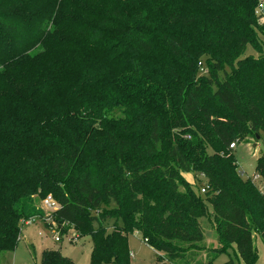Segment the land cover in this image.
Here are the masks:
<instances>
[{"label":"trees","instance_id":"obj_1","mask_svg":"<svg viewBox=\"0 0 264 264\" xmlns=\"http://www.w3.org/2000/svg\"><path fill=\"white\" fill-rule=\"evenodd\" d=\"M36 1L0 0V54L11 60L42 47L66 3ZM258 2L88 0L76 7L73 36L45 47L40 56L49 66L0 116V253L16 247L21 218L43 214L33 196L52 193L58 226L90 236L89 264H130L127 236L135 231L160 252L157 264H199L202 218L217 241L202 264L227 251L256 264L264 196L226 153L245 135L264 148ZM247 46L257 55H244ZM255 171L264 177V151ZM184 172L205 178L203 195ZM40 264L74 263L45 250Z\"/></svg>","mask_w":264,"mask_h":264},{"label":"rangeland","instance_id":"obj_2","mask_svg":"<svg viewBox=\"0 0 264 264\" xmlns=\"http://www.w3.org/2000/svg\"><path fill=\"white\" fill-rule=\"evenodd\" d=\"M51 1L52 0H38L36 3L41 6L45 3H50ZM72 1H76L77 4H74ZM72 1L66 0V3L62 4L56 25L51 29L52 34L48 39L45 38L42 47L40 46L35 49V46L32 48L34 50L31 51L30 55L21 60H18L16 57L11 60L5 51H2L3 54H0L1 58L5 57L2 59V61H5V64L0 67V116L4 113V111H6L8 106L11 107L10 103L14 94L17 96V93L20 94L19 92L31 89L33 81L36 80L41 70L49 66V58L44 60V58L40 56V53L44 49L47 50L45 47H49L52 44L54 47H57L58 38L65 35L67 37L73 36L72 31H75L74 23L76 18L75 8H78L82 2L87 3L88 0ZM260 37L264 40V35L262 36L260 34ZM43 53L41 55L46 57ZM34 54H39V56L33 58ZM243 54L253 56L257 55L250 46L246 47ZM201 62L204 63V59H201ZM40 68L41 70H38ZM199 72L202 75L207 74L205 68L202 70L200 69ZM120 115L121 112L119 109H115L113 111L114 117H119ZM234 144V148H230L228 146V148L231 149V152H227L226 155L231 156L232 153L233 159L237 165V170L239 171L241 177L243 179L250 178L257 189L264 196V177L260 176L258 172L255 171L256 158L264 151L261 140L245 135L237 141H234ZM182 176L196 191L199 190V188L205 183V178H203V176L196 175V173L193 172H184L182 173ZM253 176H257V178H253ZM178 189L183 190L181 185H178ZM48 194L53 196L52 193ZM42 198V195L33 196L35 206L40 209L42 213H44L41 209ZM207 207L208 210L211 211L209 203H207ZM52 218L54 219V216H52ZM109 224H111V220H108V225ZM200 224L203 230L204 238L202 244L204 245V248L198 252L196 261L199 264H202L206 261L207 248L216 247L217 241L208 219L202 218L200 220ZM67 225L68 224L59 225L57 229L61 234V239L59 241H55L53 239L54 234L44 230V227L40 223H31L23 226L14 250L0 253V264H40L42 253L45 250H58L61 255L70 258L74 264H89L91 249L90 236H80L78 231L73 226H70L66 231H64ZM67 232L75 233L77 235L79 234L78 241L68 242L65 236ZM127 245L130 253V264H157V255L160 254V252L154 250L147 243L143 242L138 233H132L127 236ZM253 245L258 254L256 264H264V243L257 234L253 235ZM229 258L232 259V264H240L232 251L217 254L211 264H226ZM102 264L111 263L104 262Z\"/></svg>","mask_w":264,"mask_h":264},{"label":"built area","instance_id":"obj_3","mask_svg":"<svg viewBox=\"0 0 264 264\" xmlns=\"http://www.w3.org/2000/svg\"><path fill=\"white\" fill-rule=\"evenodd\" d=\"M255 13L256 14L264 13V2L262 0H259ZM199 65L201 66L200 62ZM200 69L202 70L203 67H201ZM229 147L234 148L235 147L234 142L229 144ZM253 178H257V176H253ZM206 189L207 186L205 185L202 186L199 191L200 193H204ZM59 207H60L59 202L51 194L45 195L41 199V209L44 213L42 215L36 214L29 216L27 218H21L19 221L20 227L22 228L23 226L29 225L31 223H40L44 227V230L54 234L53 239L55 241H59L61 239L60 238L61 234L57 230L59 226L52 218V216H54V213L59 209ZM134 234H137V232L135 231ZM65 236L68 242H77L79 239V234L77 235L71 232H67ZM142 240L143 242L146 243L145 239Z\"/></svg>","mask_w":264,"mask_h":264}]
</instances>
